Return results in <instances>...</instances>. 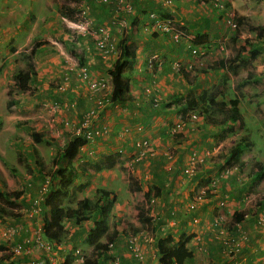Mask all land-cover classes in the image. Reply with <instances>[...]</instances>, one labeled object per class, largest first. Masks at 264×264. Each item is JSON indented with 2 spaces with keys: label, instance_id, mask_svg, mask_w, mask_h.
Masks as SVG:
<instances>
[{
  "label": "crops",
  "instance_id": "0c3cea01",
  "mask_svg": "<svg viewBox=\"0 0 264 264\" xmlns=\"http://www.w3.org/2000/svg\"><path fill=\"white\" fill-rule=\"evenodd\" d=\"M36 1L34 10L32 11L31 9L30 11L29 19L33 18L38 21L41 17V21L44 23L43 28H48V32L41 33L43 37L40 36L38 30L35 31L32 30L33 28L26 27L27 23L25 21L27 19H25V14L22 12L23 6L21 4L19 8L16 3V8H18L19 13L10 9L5 16L0 10V101L7 102L12 100L16 106L20 104V94H24L16 89L11 90L9 98L5 97L4 99L2 97L5 88H3L4 85L6 86L9 81L14 86L16 85L12 79L13 71L17 68H22L20 67V49L15 45L19 44L20 39H24L26 36H31V40L34 37H41L42 39L48 40L49 43L40 44L34 48V72L31 74L28 84L32 87L35 86L37 89L38 87L42 88L37 92V96H42L43 92L49 93L48 90H44L43 88L45 87V81L49 82L55 76L58 77V81H62L60 79L62 73L64 71V73L68 72L69 80L66 90H69L67 93H65L66 90L63 93L58 91L55 98L58 101L61 100L65 105L64 108L67 110L60 114L62 115L60 119L68 120L70 122L69 126L77 125L81 114L92 105L96 94L89 92L85 81L78 79L76 75L78 68L76 64L77 57L71 52L70 46L72 45L74 48H77L83 54V62L89 70L90 77H103L107 79L111 90L107 69L112 66L113 61L118 56L119 48L121 47L120 44L125 41L131 43L134 47L135 55L128 68L124 71V78L128 81L131 98L127 101H109L104 106L100 118L95 122L105 123L107 132L103 135L85 140L78 136L80 139L77 141L78 145L76 149L73 150L72 162L75 164L84 162L86 164L88 171H80L79 173L85 176L84 181H88V185L93 190L96 186L103 187L105 184H112L114 187L111 191L115 195V200L117 196L122 195V193L118 194V190L122 191L124 189V192L129 195L132 193L131 187H118L114 185V179L117 177V174L121 173V170L117 167L119 163L122 165L129 164L130 166L128 168H130V173L136 172L137 176L143 177L145 184L147 182V185L151 182L157 184L159 195L154 197V200L149 206H147L148 204L146 205L148 210V214L146 215L152 220L154 218L149 214L154 211L159 213L164 220L169 218L164 222L166 224H157V221L151 222L152 235L147 234L149 238L147 241L151 240L153 245L155 237L158 234L170 231L174 240L181 234L190 237L187 243V246L193 250L192 262L190 264H264V199L262 198L264 197V178L255 186L253 184L254 168L250 166V168H244V171H242L241 166H244L246 163H240L241 166L236 170H234V166L237 163L234 166H229L231 170L223 174L219 173L220 168L218 163L206 170L199 168V170H196L190 176L182 173V167L189 153L194 151L202 156L206 150L212 148L219 149L216 141L223 140L225 137L220 139L216 138L217 135L214 136L222 127L206 123L202 117L203 114L199 110V113L197 112L196 114L197 121H194L199 127L195 128L191 124H188L187 121L190 120L188 118H181L175 103L178 104L180 102L178 99L184 97L186 93L190 94L189 91H192L196 95L201 90L208 89L213 85L217 86L219 90L221 88L218 85L220 84V80H216V76L223 70L220 68L216 75H210V73L205 71L206 67H203L206 66V63L201 66L202 64L200 62L197 64V61L194 60L195 58L191 56L187 47V41L183 38L174 41L167 32L164 33L157 30H148V33H140L138 27L140 22L144 21L145 23L150 19L148 17L150 10H154L160 15L171 12L177 20L184 23L183 25H185L189 34L199 32L200 34L205 33L210 35L211 39L209 43H205L204 45H209L207 49L212 53L214 49H211L215 46V37L218 31L216 32L215 30L217 26L215 16L210 11L206 12L208 6L197 4L194 1H191L194 4L191 5L189 0H176L175 2L170 1V3H165L163 0H133V9L131 11H124L112 9L116 6L117 2L115 0L111 2L110 6L102 4V2L97 0ZM66 2L67 6L74 8L73 11L75 10L73 5L76 3L80 2L85 4L87 6V12L89 11V16L93 19L94 23H97L96 25L103 24L108 27L110 35L116 42V51L114 53L108 55L106 58H101L89 35H81L76 30L60 24L59 17L65 18L63 15L66 16L68 14H64L63 12L66 11L64 9L61 10L60 7L58 8V4L61 6ZM73 11L69 15H72ZM36 12H42V16H37ZM17 14L18 16L15 18ZM68 18L72 17L69 16ZM115 18L126 20L125 25L121 27L116 26L112 20ZM32 20H29V22ZM4 22H6L5 25ZM189 34L186 33L185 35L190 36ZM142 39L147 44L137 46L136 44L140 43ZM7 42L12 45H10L9 50L4 51L2 45ZM28 49L23 51L28 52ZM256 54L258 55V53ZM150 56H155V58L150 66H148L147 60ZM242 56L244 57L243 51ZM238 63V59L233 62L234 65ZM176 64L182 66L185 71L187 70V65H191V70H187L191 76V83H188L175 70ZM199 64L201 65L198 66ZM15 65L18 67L14 68ZM263 68L264 64H259L254 67L256 73L251 71L246 75L242 73L244 76L239 84L257 82L264 87L261 76ZM209 75L212 76L211 79H209ZM6 76L9 77V80L4 79ZM236 84L238 85V83ZM231 87L233 88L234 84L232 85L231 83ZM221 98V95L216 94V100H220ZM70 102L72 105H69ZM237 108L240 111L239 102ZM240 113L242 115L241 126L237 127L233 125V131L227 136L235 133L234 131L238 129L245 130V132L247 129H264V119H261L264 118V112L254 114L256 116H250L249 113L242 111ZM177 120L182 121L183 126L172 132L171 127ZM244 135L249 137L250 134L246 132ZM244 135L242 136L244 137ZM139 138H147L150 140L152 153L146 154L143 158L135 159L133 156V144ZM249 140L253 145L255 144L251 140V137H249ZM169 148L175 150V153L170 159L164 153ZM114 151H118L120 155L109 167H101L96 170L93 167L91 168L93 163L99 162L103 155ZM244 151L239 156L241 160ZM220 154L217 153L219 156ZM258 155L260 156V153ZM205 158L213 159L214 157L204 156ZM252 160L253 163L259 162L264 166V157L260 158V160ZM1 165L0 163V176L5 177V173L11 171V167L6 166L4 168ZM206 171L208 175H205L209 179L205 182L202 180V178H205L202 174ZM122 177L123 175L119 178ZM211 179L215 180V188L210 187ZM204 182L206 183L205 185H200V183ZM147 187L145 185V190H147ZM202 190L206 194L203 195V200L196 203L193 209H188V203L194 197L193 193H198ZM85 197L90 196L87 195ZM25 198L27 202L30 201L28 195ZM115 200L109 211L108 220L113 207L116 209ZM122 200L123 203L120 204V207L125 209L122 204H126V198L124 197ZM221 201L223 205L219 204ZM256 201H260L262 204L260 205ZM116 212L119 215H123L124 210ZM234 212L242 215L239 222L232 220ZM217 214L223 216V224L217 225L215 223L214 216H217ZM193 218L197 219L196 223L192 222ZM64 223L68 227V221H64ZM91 223V218L80 220L79 225L72 224L71 230H81L79 234H82L81 237L83 238L86 233L85 230L91 226ZM117 223L119 225L123 224L119 219ZM30 225L31 223L28 224L29 229L31 228ZM109 228L113 229V226H109ZM158 228L160 231L156 232ZM25 231L27 230L25 229ZM114 235L115 244L113 242V248L109 249L108 253L117 254V263H112L110 259L101 260L98 258L96 264L127 263L121 259V253L125 255L126 248L118 246L117 243L120 242V244L124 243L126 245V236H122L119 232H116ZM62 244L60 255L68 253L70 246L68 242ZM234 244H238V251L235 254L227 255L226 250ZM142 245L143 248L145 247L144 249L148 247L151 257L154 258V261L147 260L148 255L146 256L145 254V259L142 264H152L153 262L158 264L155 256V246L147 245L145 242ZM29 258L28 256L19 257L17 262L19 264H29ZM54 264H59L58 256Z\"/></svg>",
  "mask_w": 264,
  "mask_h": 264
},
{
  "label": "rangeland",
  "instance_id": "374dc122",
  "mask_svg": "<svg viewBox=\"0 0 264 264\" xmlns=\"http://www.w3.org/2000/svg\"><path fill=\"white\" fill-rule=\"evenodd\" d=\"M132 1L133 0H131V5L133 9L134 6ZM171 1L175 2L176 0ZM189 1L191 5H194L191 3V0ZM214 1L215 0H213V2ZM36 2V0H0V10L5 16L10 9H13L17 13H19V10L18 8H16V5L18 4L20 8L21 4L23 6L22 12L25 14V19H27L25 21V23H27L26 27L33 28L32 30L35 31L38 30L41 36V33L48 32V28H43L44 23H42L41 17L38 21L33 18V20L29 19L30 11L31 9L32 11L34 10ZM217 3L221 4L223 7L213 8L210 5L207 7L206 10V12L210 10V12L213 13L217 25L215 30L216 32H218L217 34L216 32H214L216 34L215 46L211 49H214V52L210 53V50L204 48V46H200L201 48L198 50L200 52V55H197L194 60L197 61V64L199 62L203 65L204 63H206L207 66H203L201 64H199L198 66L201 65L203 67H206L205 71L210 73V75H216V73L219 72L218 69L211 70L210 68H208V66H210V64L216 61L217 59L230 58L232 48L243 46L244 60L239 61L237 65L233 64L234 67H232L231 70L227 68L223 69V71L219 72V74L216 76V80H220V84L218 85L221 86V88L219 90L222 91L218 94L219 96H222L221 99L223 100H227L229 97L236 96L239 102L240 111L244 113H249L250 116H256L254 114H260L261 112H264L263 85L258 84L257 82H251L250 84L242 83L239 84V86L236 83H239L241 81L244 74L246 75L250 71L256 73L254 67L259 64H264V0H217ZM66 4L67 2L62 4L61 6L60 4H58V8L60 7V9L62 10L64 9L63 6ZM219 10H223V13H219ZM41 13L36 12V15L42 16ZM64 14L68 15H63V17L65 18L62 19L61 17H59L58 20H60V24L67 26L66 23L68 24L69 20L73 19L68 18L69 16H72L69 15V12H66ZM17 16L18 14L15 18H17ZM230 17H235V19H237L238 23H236V27L234 29L227 27L224 22L225 18ZM29 20L32 21L29 22ZM5 23L6 22H4V25ZM144 24V21L138 24L140 33H148L147 25L145 29H143ZM192 35L193 34H190L191 39H193ZM143 39L140 43H137L136 45H146L147 42ZM30 43H32L31 36H26L24 37V39H20L19 44L15 46L19 47L18 49H20V52H22L23 50H27L30 47ZM250 44L257 46V57L255 56L254 58H251L248 55L247 51L249 49ZM10 45L12 44L7 42L2 45V48L4 49V51L9 50ZM16 67L18 66L15 65L14 68ZM20 67H23L21 57ZM210 75L209 79L212 78V76ZM261 76L263 78L264 83V68L261 72ZM57 78L58 77L55 76L49 82H44L45 87L43 88L44 90H48L49 93L43 92L42 96H37V92L42 88L38 87L37 89L35 86L32 87L30 85L29 89L23 92L24 95L20 94V104H18L17 106L15 104L13 106H7V102L0 101V163L2 164L1 166L4 168L6 166L11 167V171L5 173V177L0 176V190L3 189L4 186L6 190H22V195L15 201L14 205H10L9 203L5 202L4 199L0 198V205H3L6 209V213L3 215L2 219H0V247L4 248L0 250V261H3L2 263H8V261L16 262L19 257L21 258L23 256H28L30 257L28 259V262H30V264H38L40 257H42V253H40L39 250L32 244L29 245V247L25 248V250H27L28 252L13 251V246L16 243H21V240H23L24 238H28V234L30 233L31 229H33V223H41L40 217L42 216V213L34 215V217H28L26 216V211L29 209L31 201L35 198L40 197L38 190L41 187L42 183H44V181L46 180L47 186L45 195L49 192L48 189L50 187V184L53 182V178H51V173L57 167L56 164L58 162L63 163V158L59 159V152L62 150L63 144H65V142L68 140L70 141V139H72V136L74 135L70 131L71 126H64L61 121L62 118L60 119V117L62 116L60 114L66 112L67 110L61 105V107L59 106L58 108H56V110L53 111L52 108L42 103L43 99H50L56 96L58 90L54 89L53 91V87L55 86L56 82H58ZM81 78L82 76H80V80H82ZM4 79L9 80V77L6 76V78ZM231 83L232 85L234 84L233 88L231 87ZM3 88L4 90L2 97H4L5 99V97H10L11 90L16 89V86H14V84L9 81V83L6 84V86L4 85ZM68 90H66L65 93H67ZM193 113L197 114V111H194ZM18 120L25 122L26 125L30 126L34 131L42 132L43 130L44 133L47 135L48 142L34 144L29 137V132L27 131V129H24L23 126H18L15 124V121ZM187 123L191 124L195 128L199 127L194 121H187ZM238 130H235V133L226 136L223 140L216 141V145L219 146V149L213 152L211 157L214 158H205L202 162V165L200 164L201 166L197 165L196 170H199V168H203L206 170L215 165L216 163H219L223 157L222 154L225 155L226 151L229 148L234 146L237 142H241L243 137L242 135H244L246 132H249V137H251V140L255 144L253 146H248L245 151L243 150V158L242 160L239 159L237 165L234 166V170L239 169L242 163H246L244 166H241L242 171H244V168H250V166L251 168L255 169V165L252 159L260 160V158L264 157V129H247L246 132L245 130ZM217 153H221L220 156L217 155ZM258 153H260V156L258 155ZM205 163L206 165L203 166V164ZM40 164L42 166H40ZM128 166L130 165H122L121 163L117 165L118 169L121 170V173L117 174V177L114 179V185L118 187H131L132 193L131 195H129L128 193L124 192V189L122 191L118 190V194L122 193V195L116 197V209L115 207H113V210L110 213L108 222L109 226H113V229L109 228V233L111 232V235L114 236L113 231H115V233L119 232V234H121L122 236H127L128 234H136L140 231L145 232L148 235H152L151 222H156L159 218H161V216L159 213L153 211L149 215L154 219L150 221L144 220L147 216L146 214H148L146 205L148 204L147 206H149L152 202L150 198L146 199L142 194V191L145 190V185L148 186V182L145 184L143 182V177H140L139 175L137 176L136 172L130 173V168H128ZM63 167H65L64 163ZM205 174L208 175L207 171L204 172L202 176L208 177ZM122 175L123 177L119 178ZM84 179L85 176L79 173L75 181L84 182ZM205 184V182L200 183V185ZM103 187L107 190H113L114 186L112 184H105ZM93 194V188L87 184L82 190L77 192L76 196L73 199H65L64 203H67L69 206L73 207L77 203H79L84 196L88 195L90 196L89 198H92ZM196 194L197 192H194L193 196H195ZM26 195H28L30 198L29 202L25 200ZM124 197L126 198V204H122V206H124L125 209L120 207V204L123 203L122 199ZM117 200L119 201L117 202ZM114 210L115 212L124 210L123 215H119L118 212L115 213ZM118 219L122 221L123 224L119 225L117 223ZM166 220H164V222ZM30 223L31 229H29L28 227V224ZM72 224L75 225L72 221L68 222L67 226L69 228L65 226V223L63 225L59 224L60 226H62L61 234L58 229L59 225L56 224L55 221H51L49 233L52 237H55V235L60 234L62 237L60 238V241L67 242L70 240L72 241L71 243L74 247H79L85 255H88L91 246L83 242V238L81 237L82 234H79L81 230H71L73 226ZM9 227H14L16 231L14 232V234L8 236L6 233V229ZM121 227H124V232L121 230ZM63 228H66L67 230L71 231L72 236L69 240L65 239L67 230L65 232ZM88 228L85 230L86 233ZM25 229L27 231H25ZM158 231H160L159 228L156 232ZM107 236L108 235L105 234L100 238L104 242L112 241L115 244V237H113L111 240H107ZM141 242H145L147 245L154 246L151 240ZM148 242H150V244H148ZM117 243L118 246H123L126 248V245L124 243ZM143 250L145 251L144 253L146 254V256L148 255L147 260L150 259V261H154V258L151 257V253H149L148 247ZM123 260L127 262L126 264H138L137 261L130 257L129 253L127 252V249L126 254L123 255ZM152 264L156 263L153 262Z\"/></svg>",
  "mask_w": 264,
  "mask_h": 264
},
{
  "label": "trees",
  "instance_id": "16d2710c",
  "mask_svg": "<svg viewBox=\"0 0 264 264\" xmlns=\"http://www.w3.org/2000/svg\"><path fill=\"white\" fill-rule=\"evenodd\" d=\"M113 0L104 1L102 4L109 5ZM200 5L212 6L213 8L216 7L212 4L213 0H191ZM100 2V1H99ZM131 2V1H130ZM214 3V2H213ZM78 4H82L78 2ZM75 7V6H74ZM223 7V6H222ZM73 7L65 5L64 11L71 13L73 11ZM110 9V8H109ZM113 9V8H112ZM210 11V10H208ZM63 12V13H66ZM219 13H223V10H219ZM86 15L89 16V11L86 12ZM92 20V27H95L97 23H94ZM149 20V19H148ZM147 20V21H148ZM232 20L237 22L235 17H232ZM68 27V26H67ZM66 28V27H65ZM182 29L185 33H189L185 25L182 26ZM89 35V34H86ZM190 35V34H189ZM193 39L191 43L195 44V47L199 50L201 47L208 48L209 45H204L205 43H209L210 35L208 34H200L196 32L192 35ZM89 37H91L89 35ZM212 37V36H211ZM91 40L93 41L92 37ZM48 40L42 38L34 37L32 39V43L28 49V52H20L21 60L23 62L22 68H17L12 73V79L15 81L16 90L19 92H25L29 89V80L31 74L34 72V60H33V52L34 48L40 44H48ZM121 47L119 48V54L116 59L113 61L112 66L107 69V73L109 74L110 83H111V90L109 93V100L110 102L114 101H127L131 98L129 94V84L126 78H124V71L132 60L134 59L135 50L134 47L129 42H124L120 44ZM256 45H249L248 55L253 58L256 56L257 50ZM259 48V46H258ZM71 52L77 57L76 62L77 66L83 65L87 68L83 62V54L77 48H74L72 45L70 46ZM242 51H244L243 46L232 48L230 58L228 59H217L213 63L208 66L211 70L215 69H232L234 67L232 62H235L236 59L238 61H243L244 58L242 56ZM199 55V54H198ZM242 56V57H241ZM203 65V64H202ZM207 66V65H206ZM175 70L181 74L182 77L188 82L191 83V76L188 74L189 71H185L182 66H176ZM65 72V71H64ZM62 73L60 79H64V76L67 75L69 77L68 72ZM89 72V70H88ZM77 75V74H76ZM60 81L56 82L53 88L57 89ZM239 85V83H238ZM217 88V89H216ZM66 90V89H65ZM64 91V90H63ZM63 91H59L63 93ZM215 93H214V92ZM186 93L184 97H180L178 100L180 102L175 103L176 109H178L181 118L185 119V113L187 111L192 110H199L203 114V119L206 123H210L213 126L222 127L220 131L215 134L217 135L216 138L223 139L226 137L231 131H233V125L239 127L242 124V115L237 108L238 99L236 97L229 98L228 100H216V94L222 92L218 90V87L213 85L208 89H203L200 91L199 94L193 93L189 91ZM193 94H192V93ZM192 94V95H191ZM46 101H58L55 97L52 99H43ZM42 100V101H43ZM61 101V100H59ZM58 101V102H59ZM7 106H13L15 104L14 101L10 100L7 101ZM198 112V113H199ZM230 123V124H228ZM15 124L18 126H23L24 129H27L29 132V137L34 144L48 142L47 135L41 131H34L28 125H26L23 121H15ZM226 128H224V126ZM84 137L80 135H73L70 141H66L63 144L62 150L59 152V159L63 158V163L65 167H63V163L58 162L56 164V168L51 173V178H53V182L50 184L48 189V193L46 194L43 205V212L41 218V233L42 238L45 240L55 241L60 243L61 235H55L52 237L49 233L50 231V224L51 221H55L56 224H64V221L73 222L74 224H78L80 220L90 219L92 220L91 226L88 228L86 235L83 237V242L87 243L91 246L90 252L88 256L84 258L82 264H96V260L99 258L101 260L110 259V254L108 253V246L107 242L101 240V236L107 234V240H111L114 236L109 233V225H108V215L109 211L113 205L115 200V195L113 191L107 190L104 187L96 186L94 189V194L92 198L83 197L82 200L77 203L75 206L71 207L67 203L65 204V199H73L77 192L82 190L87 184L88 181L84 182H76L77 173L80 171H88L86 164L84 162L80 163H73L72 162V154L73 150L76 149L78 145L77 141L80 139L79 137ZM253 145V143L249 140L247 135L242 137L241 142H237L234 146L229 148L226 151V154L223 155V159L221 162L218 163L220 174L224 173V168L227 166H234V164L238 163L239 156L242 154V151L247 148L248 146ZM35 151V149H34ZM118 151H114L111 153H107L103 155L99 162L93 163V169H100L101 167H109L119 156ZM19 159V157H18ZM123 159V158H122ZM126 159V158H125ZM256 163V164H255ZM255 171L253 184L256 186L258 182L264 178V166L261 165L259 162H255ZM40 166H42L40 164ZM92 169V170H93ZM195 173V172H194ZM193 173V174H194ZM192 174V175H193ZM208 177L202 178L205 182L208 181ZM157 184L151 182L147 190L143 191L142 194L144 198H154L155 196L159 195V188L156 186ZM159 185V184H158ZM208 192V191H207ZM206 192V193H207ZM22 195V190H6L5 186L3 189L0 190V198L4 199L5 202L9 203L10 205H14L15 201ZM206 195V194H205ZM264 199V197H262ZM260 205L262 202L256 201ZM6 213V209L3 205H0V219H2L3 215ZM242 218V215L239 213H233L232 220L234 222H239ZM145 221H150V217L146 216L144 219ZM164 222L163 218H159L157 220V224H161ZM122 231L124 232V227H121ZM59 232L62 234V226H58ZM66 232V228H63ZM115 234V231H113ZM72 236V234H71ZM70 236V237H71ZM69 237V238H70ZM188 236L181 234L176 240H174L173 236L171 235L170 231H166L162 234H158L154 240V246L156 249V258L158 264H190L192 262L193 257V250L187 246L189 241ZM65 242V241H64ZM62 242V243H64ZM4 249L0 247V250ZM238 251V250H237ZM235 252H231L230 254H235ZM71 252L62 255V260L59 264H74L73 257L70 254ZM124 253V252H123ZM126 254V253H125ZM123 255L121 253V259H123ZM131 257V256H130ZM0 264H17L12 261H8V263ZM125 262V261H124ZM119 264V263H118Z\"/></svg>",
  "mask_w": 264,
  "mask_h": 264
},
{
  "label": "built area",
  "instance_id": "2783aa9c",
  "mask_svg": "<svg viewBox=\"0 0 264 264\" xmlns=\"http://www.w3.org/2000/svg\"><path fill=\"white\" fill-rule=\"evenodd\" d=\"M100 2L104 1H111V0H97ZM114 1V0H113ZM116 6L113 8V10H124V11H131L132 6L129 0H115ZM165 3H170L171 0H163ZM216 7H222L221 4L217 3V0L213 3ZM75 16L78 17L77 20H70L69 25L71 28L79 32L81 35L89 34L93 39V45L99 54L101 58H106L108 55L114 53L116 51L115 46V40L110 35L108 27L104 26L103 24L96 25L95 27H92V18L90 16L86 15L87 12V6L85 4H77L76 5ZM148 17L150 18L147 22L144 24V29L146 25L148 26L147 30H157L160 32H167L171 39L174 41H178L179 39H182L183 36L189 38L187 35L184 34V30L182 29L183 24L177 20L171 12H166L160 15L158 12L154 10H150L148 12ZM64 19V18H63ZM116 26L121 27L124 26L126 23V20L122 18H115L112 19ZM225 24L229 26L230 28H235L236 23L234 20H232V17L225 18L224 20ZM191 39V38H190ZM187 45L190 54L192 57H196L200 52L198 49L192 45L191 42ZM155 56H150V58L147 60V65L150 66L151 62H153ZM76 63V62H74ZM77 64V63H76ZM178 64H176L177 66ZM187 70H191V65H187ZM76 74L78 76V79H80V76H82V80L85 81L86 87L89 92H92L93 94H96V96L93 99L92 105H90L80 116V120L77 125H72L70 127L71 133L74 135H81L85 139H92L96 136L103 135L107 132L106 124L103 122L96 123L95 121L100 118L101 111L103 110L104 106L110 101L109 100V93H110V85L107 81V79L103 77H90L88 69L85 68L83 65L79 66L77 68ZM68 80L69 77L67 75L64 76V79L60 81L59 85L57 86L58 91H63L68 86ZM46 100H43L42 103L44 105H47L48 107L52 108V110H56L61 105L65 107L62 101H52L49 102ZM67 105V104H66ZM69 105H72L70 102ZM186 117L190 121H196L197 115L193 112L186 113ZM62 124L64 126H69V121L66 119H61ZM183 126V122L177 120L174 125L171 127V131L174 132L176 129ZM134 153L133 156L135 159L143 158L146 154L152 153V147L150 146V140L147 138H139L134 141L133 144ZM218 148L209 149L204 151V155L200 156L196 152L192 151L189 153V155L186 158V162L182 167V173L184 175L190 176L192 175L196 169L197 165L202 164L204 161V156H212L213 152H215ZM165 155L168 159H170L173 154L175 153V150L172 148H169L165 150ZM231 170V167L227 166L224 168V173H228ZM47 180L42 183L41 187L39 188V198H35L31 201L29 209L26 211V216L28 217H34V215L41 214L44 210L43 208V201L44 196L46 193V185ZM210 187L215 188V180L211 179L210 181ZM204 190L199 191L193 199L188 203V209H193L195 207V204L203 200ZM151 201H153V198H150ZM220 205H223V202H219ZM214 221L217 223V225H220L223 222V216L221 214H217V216H214ZM193 223L197 222L196 218L192 219ZM14 227H9L6 229L7 235H12L15 232ZM221 232V231H219ZM219 235V234H218ZM149 239L147 237V234L145 232H138L136 234H128L125 237V243H126V249L129 255L137 261L138 264H142L145 259V251L143 250V243L141 241ZM26 243H33L38 249H40L44 257L41 259L39 264H44L45 261H49V264H54L55 260L57 258V252L61 250V246L63 244L57 243V242H51L45 239L41 238V225L37 223H33V229H31V237L24 239L23 244H16L13 246V251H20L24 244ZM108 250L113 248V242L109 241L107 242ZM238 250V244H234L233 246L229 247L228 250H226L227 255H231V252H235ZM110 253V252H109ZM73 257V263L74 264H82L84 261V255L81 253V250L79 247L71 249L70 253ZM112 254L110 257V261L112 263H117L118 256L116 253H110Z\"/></svg>",
  "mask_w": 264,
  "mask_h": 264
},
{
  "label": "clouds",
  "instance_id": "9594fccd",
  "mask_svg": "<svg viewBox=\"0 0 264 264\" xmlns=\"http://www.w3.org/2000/svg\"><path fill=\"white\" fill-rule=\"evenodd\" d=\"M77 4H78V3H76L75 5H73V6H75V10L73 11L72 16H71V17H72L71 19H73V20H77V19H78V17L75 16V14H76L75 12H77V10H76V9H77V8H76V5H77ZM62 19H63V18H62ZM69 21H70V20H69ZM146 22H147V21H146ZM66 25H67L68 27H70L69 23H68V24L66 23ZM226 26H227V25H226ZM227 27H229V26H227ZM70 28H71V27H70ZM71 29H73V28H71ZM231 29H232V28H231ZM233 29H234V28H233ZM73 30H74V29H73ZM185 34H186V33H185ZM188 37L191 38V36H188ZM186 38H187V37H184V36H183V39H184L185 41H187V45H188V44H190L189 42H191L192 39L189 38V41H188V39H186ZM179 40H180V39H179ZM192 45L195 46V44H193V43H192ZM189 112H192V111H189ZM186 113H188V111H187ZM185 115H186V114H185ZM186 118H187V117H186ZM42 132H44V131L42 130ZM80 136H81V135H80ZM133 153H134V152H133ZM68 222H69V221H68ZM222 224H223V222H222ZM40 225H41V223H40ZM30 229H31V228H30ZM66 230H67V229H66ZM70 234H71V231H70V230H67V233H66V237H65V239H68V240H69V239H70V238H69V237H70ZM41 235H42V233H41ZM30 237H31V231H30V233L28 234V238H30ZM41 238H42V236H41ZM24 239H25V238H24ZM24 239H23V240H24ZM26 239H27V238H26ZM42 239H43V238H42ZM48 241H50V240H48ZM69 241H70V240H69ZM69 241H67V242L70 244V246H69V252H71V249H73V248H77V247H74L73 244L71 243L72 241H70V242H69ZM51 242H55V241H51ZM62 242H64V241H62ZM62 242H60V243L62 244ZM65 242H66V241H65ZM111 242H112V241H111ZM16 244H21V245H22V244H23V241H22L21 243H16ZM16 244H15V245H16ZM31 244H32L34 247H36L33 243H26V244L23 245V247L21 248L20 252H23V251H24V252H28L27 250H25V248H26V247H29V245H31ZM86 244H87V243H86ZM36 248H37V247H36ZM37 249H38V248H37ZM38 250H39L40 253H42V257H40V260L38 261V264H39V262L41 261V259L44 257V254H43V252H42L40 249H38ZM155 251H156V250H155ZM81 253L84 255V258H85L86 256H88V255H85L82 251H81ZM57 255H58L59 263H60L61 260H62V258H61L62 255H60V250L57 252ZM16 262H17V261H16ZM16 262H15V263H16ZM17 264H18V262H17ZM29 264H30V263H29ZM44 264H49V261L46 260Z\"/></svg>",
  "mask_w": 264,
  "mask_h": 264
}]
</instances>
